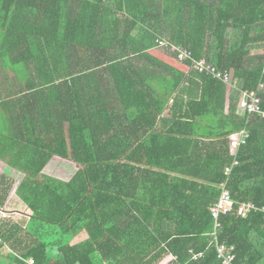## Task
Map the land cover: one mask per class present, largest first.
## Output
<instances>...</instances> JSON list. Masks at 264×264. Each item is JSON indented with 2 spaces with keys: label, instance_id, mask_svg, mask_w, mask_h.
Instances as JSON below:
<instances>
[{
  "label": "trees",
  "instance_id": "16d2710c",
  "mask_svg": "<svg viewBox=\"0 0 264 264\" xmlns=\"http://www.w3.org/2000/svg\"><path fill=\"white\" fill-rule=\"evenodd\" d=\"M159 40L232 72L226 111L223 82L149 56ZM143 57L155 84L127 78L141 71L127 61ZM96 72L117 74L120 101L145 100L148 119L140 106L128 114L144 122L139 141L126 125L95 134L79 122L83 101L95 106L79 83ZM252 90L264 111V0H0V160L22 172L15 193L29 212L0 215V264H222L216 244L232 247L233 264H264V214L235 213L244 202L264 208V118L238 112ZM54 155L78 167L66 182L42 173ZM224 183L234 208L214 239L209 208ZM13 184L0 174L4 213Z\"/></svg>",
  "mask_w": 264,
  "mask_h": 264
},
{
  "label": "crops",
  "instance_id": "0c3cea01",
  "mask_svg": "<svg viewBox=\"0 0 264 264\" xmlns=\"http://www.w3.org/2000/svg\"><path fill=\"white\" fill-rule=\"evenodd\" d=\"M135 33V31H133ZM162 49V50H161ZM150 57L155 58L156 60L171 66L178 72L187 75L189 71V67L183 62H179L176 60V58L170 53V51L165 50L161 47H156L153 49H150L147 51ZM150 59L148 58H141L139 61L132 60L130 62L127 61L128 65L131 64H137L141 67V71L135 73H130V75L127 78H131L132 83L137 82L140 84V79L147 77L146 81L151 84L154 83V80L150 77L149 73L145 72V69H149L151 63ZM162 72H164L162 70ZM204 74V73H202ZM206 75V74H205ZM233 75V74H232ZM117 74H111V73H105V72H96L95 75H93L94 82H91L90 80L85 82L79 83V94L81 96V93L83 95V99H85L84 93H93L94 96H91L94 98L95 106H91L90 104H86L83 99L82 106H80V117L79 122L83 127H87L86 129L90 128L94 131L95 134H104L106 131L110 130V134L113 133V129H123L124 125H126V133L129 134L128 140L137 142L139 141L143 134H144V122H140L137 124H129L128 120V114L130 112H138V107L140 106L142 108V120L145 118L148 119V110L145 108V100L143 98H137L135 100L130 99H124L123 101H120L117 95V84H115V78ZM118 77V76H117ZM162 77V76H161ZM160 77V78H161ZM234 77V76H233ZM91 79V77H89ZM214 79V78H213ZM217 80V79H216ZM94 84V85H93ZM135 86V85H133ZM128 87V86H127ZM132 88V87H131ZM136 89V87H133ZM160 88V86H159ZM230 87L226 86V95H225V102H224V111L227 110L228 107V98L227 93L228 89ZM102 92H106L104 96H102ZM179 95L182 96L183 102L188 101V99L197 97L199 95V89L198 88H190L183 92H181ZM90 97V98H91ZM99 102L101 105L97 106V102ZM103 103V104H102ZM171 104V100L169 101V104ZM238 112H241V109L238 107ZM168 110H165L164 113L161 115L162 119H166L168 117L167 115ZM4 114V113H3ZM3 114H0V130L4 127L5 121L1 119V116ZM6 114V113H5ZM4 114V115H5ZM83 117V118H81ZM169 122L171 121H165V123H162L163 128H167L169 126ZM161 124L158 123L157 127H160ZM65 135L69 136L68 123L63 124ZM118 131V130H117ZM229 150L230 154H232L233 150L230 147L229 144ZM70 154L72 155V151L70 150ZM57 165V173H60V175H64L67 178H62L61 176L53 174L51 171L49 172V169L52 167L53 164ZM78 167L73 162L72 156L70 158H63L60 156H52L50 160L47 162V164L42 169V173L54 178H57L62 181H68L74 173L77 171ZM0 174H5L9 177H11L14 180V184L12 187V190L7 198L6 204H5V210L6 208L11 205V203L19 206H23L26 211L24 213H21L20 215L22 217H27L28 210L25 207V205L22 203V201L17 197L15 193V189L19 182L21 181L23 174L21 171L17 170L16 168L8 166L3 160H0ZM14 197H12L13 195ZM8 212V211H7ZM84 236L81 235L78 238L73 239V242H76L80 239H82ZM169 259V258H168ZM167 261V259H166ZM164 261V263L166 262ZM163 263V264H164ZM162 264V263H161Z\"/></svg>",
  "mask_w": 264,
  "mask_h": 264
},
{
  "label": "built area",
  "instance_id": "2783aa9c",
  "mask_svg": "<svg viewBox=\"0 0 264 264\" xmlns=\"http://www.w3.org/2000/svg\"><path fill=\"white\" fill-rule=\"evenodd\" d=\"M158 46L176 53V60L183 63L190 61L191 68L198 73H204L206 75L211 76L214 79H217L223 82L226 86L231 87L236 84V79L233 77L231 71L221 72L212 65H210L206 59L200 58L198 60H193L191 52L188 49L173 46L166 41L159 40L157 41ZM238 107L241 109L242 113L247 114H259L262 118H264V111L260 108V98L258 97L255 90L252 91H244L241 95V99L239 101ZM248 137V132L243 129L240 132L233 133L229 136V144L232 153L236 151V149L245 143ZM232 165H237V161L234 160ZM230 172V167L225 168V173L228 174ZM234 208V201L232 200L228 190L226 189L225 183L221 185V191L218 199L213 203L209 208V212L211 218L213 219V231L212 235L215 238L216 229L219 226L218 218L221 215L229 214ZM253 211H261L264 214V208H257L253 203L244 202L237 205L235 208V213L237 216L241 218H245ZM0 215L5 216L4 212L0 210ZM216 243V242H215ZM216 253L217 258L221 261L222 264H233L234 255L232 253V247L226 248L223 245L216 244ZM202 252L197 254H193V259H197L202 256ZM28 264H34L31 259L28 260Z\"/></svg>",
  "mask_w": 264,
  "mask_h": 264
},
{
  "label": "rangeland",
  "instance_id": "374dc122",
  "mask_svg": "<svg viewBox=\"0 0 264 264\" xmlns=\"http://www.w3.org/2000/svg\"><path fill=\"white\" fill-rule=\"evenodd\" d=\"M57 168H58L57 165L54 163L52 167L49 169V172L51 171L55 175L61 176L62 178H67L64 175H60V173H57ZM12 197H14V195ZM6 209H7L6 211H8L7 213H4L6 214V217L10 216L12 219L15 220H19L21 217L20 214L26 211V209L23 206L15 205L13 203H11V205H9Z\"/></svg>",
  "mask_w": 264,
  "mask_h": 264
}]
</instances>
